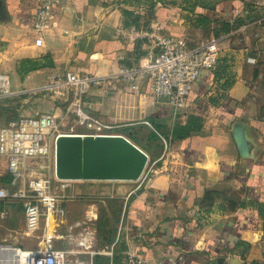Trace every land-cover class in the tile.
I'll list each match as a JSON object with an SVG mask.
<instances>
[{
  "label": "crops",
  "instance_id": "1",
  "mask_svg": "<svg viewBox=\"0 0 264 264\" xmlns=\"http://www.w3.org/2000/svg\"><path fill=\"white\" fill-rule=\"evenodd\" d=\"M41 1L0 0V75L8 77L27 114L63 111L59 98L46 108L31 105L38 83L69 71L112 75L144 65L157 52L152 39L124 36L119 28L139 33L161 24L190 47L220 38L221 50L177 113L152 95L147 81L134 89L106 77L93 87L84 96L89 114L124 128L151 121L170 140L167 160L153 164L147 180L71 181L50 230L41 224L28 231L23 209L3 201L0 243L34 249L45 245L50 232L48 243L66 250L73 264H128L129 251L160 264H264V218L257 208L264 203V88L250 38L255 22L245 20L253 11L245 0H74L55 7L40 33L35 15ZM235 18L245 21L234 26ZM40 35L43 44L37 45ZM47 54L54 65L24 76L18 71L22 59ZM176 127L179 136L188 134L174 137ZM162 152L147 151L152 163ZM9 175L0 159V178ZM1 187L6 184L0 180Z\"/></svg>",
  "mask_w": 264,
  "mask_h": 264
},
{
  "label": "built area",
  "instance_id": "2",
  "mask_svg": "<svg viewBox=\"0 0 264 264\" xmlns=\"http://www.w3.org/2000/svg\"><path fill=\"white\" fill-rule=\"evenodd\" d=\"M74 0H42L35 15V28L42 33L51 20L54 8L63 7ZM124 36L138 34L154 41L157 52L144 65L121 67L112 75H94L69 71L50 85L60 94L67 92L70 99L69 110L73 111L77 123L83 125L89 134L118 135L117 125L106 123L89 114L84 106V96L96 86L104 83L106 77L131 83L134 89L147 81L154 97L164 99L175 113L184 109L203 69H213L218 63L220 38H212L190 47L179 37L166 34L161 24L138 33L136 28H119ZM36 44H43L42 35L36 38ZM5 81L7 83H5ZM9 79L0 75V90L9 92ZM156 131L165 146L155 164L170 153V140L159 133L149 120L141 122ZM59 131L58 116L54 113L19 115L0 127V159H5L12 177V187L0 188V203L12 201L18 203L25 212V227L33 232L45 221L49 227L50 216L59 210L60 199L71 180L57 178L56 140ZM127 136V135H125ZM149 164V162H148ZM148 164L139 180H146L152 171ZM4 211L0 212L5 217ZM121 229V227H120ZM128 264L152 263L133 251L127 254ZM0 264H73L68 252L55 248L51 243L34 249L0 243Z\"/></svg>",
  "mask_w": 264,
  "mask_h": 264
},
{
  "label": "water",
  "instance_id": "3",
  "mask_svg": "<svg viewBox=\"0 0 264 264\" xmlns=\"http://www.w3.org/2000/svg\"><path fill=\"white\" fill-rule=\"evenodd\" d=\"M148 153L128 136L61 133L56 140V176L71 181H136Z\"/></svg>",
  "mask_w": 264,
  "mask_h": 264
},
{
  "label": "rangeland",
  "instance_id": "4",
  "mask_svg": "<svg viewBox=\"0 0 264 264\" xmlns=\"http://www.w3.org/2000/svg\"><path fill=\"white\" fill-rule=\"evenodd\" d=\"M244 5L246 7H248V9H250V14L253 11V13L251 15H248L245 18V20H247L248 23H254L255 22L252 26L253 28L250 31L251 32L250 38H252L251 39L252 40L251 41L252 46L256 47V52H258L257 54H259V59H260L259 66H260V69L262 71V76L259 77L258 80L264 88V12L263 13L259 12V8H257V7H260V8L264 7V0H245ZM241 20L245 21L242 18H241ZM56 80H54V81H56ZM54 81H52V82H48V81L47 82H41V83H38L37 85L34 86V89H33L34 92L32 93V95H34V98L36 99V101L34 103H31V105L35 104L36 106H42V108H46L44 104L49 105V102L51 100H54V98H59L60 101H63L62 102V105H63L62 110L63 111L59 115H57L58 120H59V131L61 133H85V132H87V129L83 125L77 123V119H76L73 111L69 110L70 99H69V97H67V95H68L67 92L60 94L59 92H57V89H55L53 87H49L50 85H52L51 83H53ZM262 93H264V90H262ZM16 97L17 96H15V94L13 93L12 88L10 87V84H9V92L6 95H5L4 91L0 90V114H1L0 125H3L5 123L4 122L5 120L13 119L15 117H18L19 115H27V112H24L22 110V108H20V103L16 104V102H15ZM26 106H27V104H26ZM30 106L28 105L26 110H31ZM18 109H20V110H18ZM24 110H25V108H24ZM46 110H48V109H46ZM45 113H48V112H45ZM126 126H128V127L124 128V125H117L116 131L121 132V133L125 132L127 129H131L132 131H134L133 132L134 135H132V138L135 142H137L139 144V147L142 146L143 148H145L148 151L152 150V149L162 150L164 148L165 143L161 137H159L158 139L151 137V134L154 133L152 128H150L146 125H144L145 127H139V128H136L138 125H126ZM170 145L171 144H169V147H170ZM170 150H171V148H170ZM167 156L164 157L162 160H165V159L167 160ZM149 161L150 162L148 164V169H149V166L152 165L151 159H149ZM152 174H153V172L151 174H149L147 179L151 178ZM64 197H67L66 190L63 191V198ZM8 205L15 207L17 209V211H20L23 209L17 203H10ZM63 205H64V203L62 204V208H63ZM22 212L24 213L23 210H22ZM6 216L7 215H5V217ZM51 217H52V221L50 220L48 223L49 230L53 226V221H54L53 216H51ZM41 224L44 225V228H45V226H46L45 221H43ZM19 227H20V225L18 223L16 228H19Z\"/></svg>",
  "mask_w": 264,
  "mask_h": 264
},
{
  "label": "trees",
  "instance_id": "5",
  "mask_svg": "<svg viewBox=\"0 0 264 264\" xmlns=\"http://www.w3.org/2000/svg\"><path fill=\"white\" fill-rule=\"evenodd\" d=\"M125 13L129 14L130 12L125 11ZM241 22H242L241 19L235 18L234 26L238 25ZM225 25H226V27H225L224 30L228 31L229 30V23H226ZM51 65H54L53 59H52L50 54H47V55L43 56L42 59H33V58L22 59L21 61H19L18 71L20 72V74H22V76H24V75L28 74L32 70H35V69H38V68H42V67H45V66H51ZM157 128H158V130H161L160 127H157ZM178 128L179 127H176L174 129V131H173V136L174 137H179L180 138V137L186 136L188 134V133H185L182 136L181 135L179 136V129ZM133 132L134 131H132L131 129H127L123 133L125 135H127L132 141H134L133 138H132V135H134ZM151 137L158 139L160 136H159V134L156 131H154V133L151 134ZM134 143H136L139 146V144L137 142L134 141ZM140 147L142 149H144L146 152L148 151L145 148H143L142 146H140ZM0 180H1V182H4L6 184V187H9L10 184H11V181H12V177H11V175H9L7 177L0 178ZM257 208H258L259 213L264 218V203H259Z\"/></svg>",
  "mask_w": 264,
  "mask_h": 264
},
{
  "label": "bare ground",
  "instance_id": "6",
  "mask_svg": "<svg viewBox=\"0 0 264 264\" xmlns=\"http://www.w3.org/2000/svg\"><path fill=\"white\" fill-rule=\"evenodd\" d=\"M5 83H7V82L5 81ZM50 220L52 221V217H51V216H50V219H49V221H50ZM50 234H51V233H50V232H48V235L45 237V240H46V241L44 242L45 244H47V243H48V239H49V236H50ZM47 238H48V239H47Z\"/></svg>",
  "mask_w": 264,
  "mask_h": 264
}]
</instances>
